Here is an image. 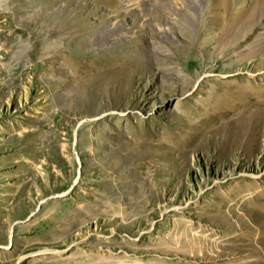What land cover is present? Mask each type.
I'll list each match as a JSON object with an SVG mask.
<instances>
[{
	"label": "rangeland",
	"instance_id": "rangeland-1",
	"mask_svg": "<svg viewBox=\"0 0 264 264\" xmlns=\"http://www.w3.org/2000/svg\"><path fill=\"white\" fill-rule=\"evenodd\" d=\"M248 95L264 0H0V264H264Z\"/></svg>",
	"mask_w": 264,
	"mask_h": 264
},
{
	"label": "bare ground",
	"instance_id": "bare-ground-1",
	"mask_svg": "<svg viewBox=\"0 0 264 264\" xmlns=\"http://www.w3.org/2000/svg\"><path fill=\"white\" fill-rule=\"evenodd\" d=\"M9 2H13V1H15V0H8ZM28 0H22V3H25V2H27ZM57 12H62L63 13V9H61L60 7H57V10H56ZM50 21H52L53 23H55V20L54 19H51ZM56 26H58L59 28H60V26H61V24H59V25H56ZM57 30H58V28L57 27H55ZM50 32V31H49ZM58 34H59V36H62V29L60 28L59 30H58ZM248 94H250V92L248 93ZM252 95L254 96V93L252 92ZM256 97V96H255ZM248 100H250V106L249 107H251V112H247V111H243V114H244V118L245 119H243V118H239V119H237V120H231L228 124H226V128H228V130H233V129H239V128H241L242 127V125H246V128L244 129L245 131L244 132H242L241 134H239L238 135V137H236L237 138V140L238 139H241V141L243 142V143H245V142H249V141H254L255 139H257L258 138V136H259V134H260V132L262 131H264V108L263 107H259L258 106V104H257V102H255L253 99H252V97L251 96H249L248 95ZM256 99V98H255ZM252 101V102H251ZM246 102V101H245ZM259 102V101H258ZM244 105H246V103L244 104ZM243 106V105H242ZM246 106H248V105H246ZM245 106V107H246ZM262 106V105H261ZM244 107V108H245ZM248 107V108H249ZM239 108H241L240 106H239ZM235 110H236V108H235ZM248 110V109H247ZM238 111V110H237ZM232 117H235V115L234 116H232ZM232 117H230V118H232ZM243 119V120H242ZM224 128H225V126H223ZM245 127V126H244ZM243 129V128H242ZM243 131V130H242ZM256 135V136H255ZM263 196V195H262ZM262 201V200H261ZM261 204L263 205V206H261V209H262V207H264V200L261 202ZM244 226H248L245 222H244ZM241 227V226H240ZM66 228V227H65ZM242 228V227H241ZM67 232H70L69 230H67ZM261 232H262V234H263V239H264V230H261ZM260 233V232H259ZM244 235V233H241V234H238L237 235V238H239L240 237V239L241 240H243L244 241V244L243 245H240V247H241V249L242 248H246L247 246H256L257 247V250H259V248H258V242H259V239H256L255 240V235H256V231H251V232H249L248 234H245V236H246V239H243V236ZM54 236V235H53ZM239 239V240H240ZM260 247H261V249L262 250H264V243H263V240L262 239H260ZM238 246V245H237ZM236 246V247H237ZM13 251V250H12ZM254 253V255L256 254V253H258L257 251H254L253 252ZM6 255V254H5ZM12 255V254H11ZM252 255V254H251ZM9 256V255H8ZM13 256V255H12ZM250 256V255H249ZM127 264V263H126Z\"/></svg>",
	"mask_w": 264,
	"mask_h": 264
}]
</instances>
